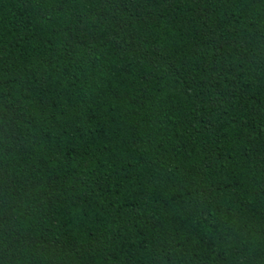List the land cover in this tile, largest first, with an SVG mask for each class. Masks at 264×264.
<instances>
[{"label":"trees","instance_id":"16d2710c","mask_svg":"<svg viewBox=\"0 0 264 264\" xmlns=\"http://www.w3.org/2000/svg\"><path fill=\"white\" fill-rule=\"evenodd\" d=\"M0 264H264V0H0Z\"/></svg>","mask_w":264,"mask_h":264}]
</instances>
